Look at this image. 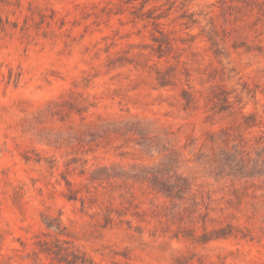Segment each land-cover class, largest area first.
<instances>
[{"label":"rangeland","instance_id":"374dc122","mask_svg":"<svg viewBox=\"0 0 264 264\" xmlns=\"http://www.w3.org/2000/svg\"><path fill=\"white\" fill-rule=\"evenodd\" d=\"M10 1L21 25L56 19L0 38V262L30 263L62 223L96 264H264L262 192L224 167L264 154V0ZM118 117L167 156L87 132ZM161 162L192 181L185 202L134 178ZM228 224L253 238L198 242Z\"/></svg>","mask_w":264,"mask_h":264},{"label":"trees","instance_id":"16d2710c","mask_svg":"<svg viewBox=\"0 0 264 264\" xmlns=\"http://www.w3.org/2000/svg\"><path fill=\"white\" fill-rule=\"evenodd\" d=\"M10 0H0V38L7 35L12 31L20 29L22 32L30 28L29 19L37 24V28L45 30L46 25L51 26L52 21H55L56 15L52 11L47 14L40 10L38 15L40 21L37 20L35 14L25 18L24 23L21 25L19 20L11 18L9 7L11 6ZM139 17L138 13L136 15ZM150 16V15H148ZM153 18H160L159 16H151ZM62 27V26H61ZM47 32V31H44ZM161 86H166L167 83H160ZM220 100L228 101L226 91H222L219 95ZM80 112V109H77ZM149 126L142 120H125L122 117L108 118L102 122L88 123V130L92 136H103L108 134L114 135H139L140 139L136 143L140 144L143 150L150 153L157 149L159 154L167 156L169 148L162 142V137L159 135L149 136ZM258 156L251 155L245 156L243 153L235 149L234 152L226 151V162L224 167L229 168L227 175L232 176L234 179L244 182L245 188H253L255 191H261L264 197V154L257 152ZM151 156H153L151 154ZM164 162L153 166H143L145 173H137L134 175L136 179L149 181L154 189L161 193L165 198L169 199L171 203L176 206V201L185 202L188 197L187 193L191 191L192 181L188 176H179L175 179L173 175L164 168ZM93 179H95L93 177ZM203 195V194H202ZM205 200V197H202ZM195 201V200H194ZM47 228H56L57 235L51 237L49 233H44L45 237L37 236L32 247L23 257V260H30L28 264H96L92 256L81 247L74 239H71L66 230V226L62 223L52 224L46 223ZM239 230V229H238ZM49 236V237H47ZM68 236V237H67ZM241 237L245 239H252L249 229L236 231L235 227L228 224L224 228L215 230L211 233H204L198 242L206 243L213 239L228 238V237ZM18 251V248H14ZM203 261L200 260V264ZM0 264H2L0 262ZM21 264H27L22 262ZM181 264V263H180ZM187 264L188 261H187Z\"/></svg>","mask_w":264,"mask_h":264}]
</instances>
